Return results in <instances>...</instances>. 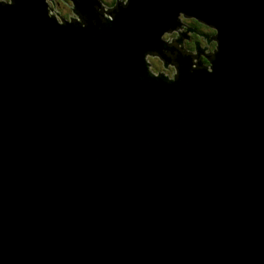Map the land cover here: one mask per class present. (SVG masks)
Masks as SVG:
<instances>
[{"label":"water","instance_id":"water-1","mask_svg":"<svg viewBox=\"0 0 264 264\" xmlns=\"http://www.w3.org/2000/svg\"><path fill=\"white\" fill-rule=\"evenodd\" d=\"M177 9L221 48L181 91L137 79ZM0 264H264V0H133L95 41L0 9Z\"/></svg>","mask_w":264,"mask_h":264},{"label":"clouds","instance_id":"clouds-1","mask_svg":"<svg viewBox=\"0 0 264 264\" xmlns=\"http://www.w3.org/2000/svg\"><path fill=\"white\" fill-rule=\"evenodd\" d=\"M89 3L94 13L91 16L83 11V6ZM132 3L133 0H35L42 16L60 28L82 31L93 41L114 31L117 17ZM9 7L17 9L18 0H0V9ZM212 17L214 12L207 19ZM207 19L177 9L170 23L158 31L155 42L141 49L143 70L137 79L157 80L181 91L186 77L195 82L193 73L212 75L221 48L218 22L213 19L209 23ZM181 59L189 60L190 64H182Z\"/></svg>","mask_w":264,"mask_h":264}]
</instances>
